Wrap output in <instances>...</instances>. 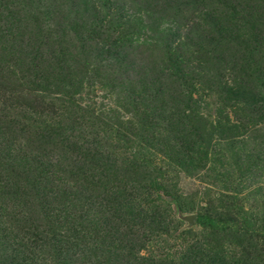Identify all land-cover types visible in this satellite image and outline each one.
Returning a JSON list of instances; mask_svg holds the SVG:
<instances>
[{
  "label": "rangeland",
  "instance_id": "1",
  "mask_svg": "<svg viewBox=\"0 0 264 264\" xmlns=\"http://www.w3.org/2000/svg\"><path fill=\"white\" fill-rule=\"evenodd\" d=\"M0 264H264V0H0Z\"/></svg>",
  "mask_w": 264,
  "mask_h": 264
},
{
  "label": "water",
  "instance_id": "2",
  "mask_svg": "<svg viewBox=\"0 0 264 264\" xmlns=\"http://www.w3.org/2000/svg\"><path fill=\"white\" fill-rule=\"evenodd\" d=\"M189 222H190V224H193L194 222H193V216H190V218H189Z\"/></svg>",
  "mask_w": 264,
  "mask_h": 264
},
{
  "label": "trees",
  "instance_id": "3",
  "mask_svg": "<svg viewBox=\"0 0 264 264\" xmlns=\"http://www.w3.org/2000/svg\"><path fill=\"white\" fill-rule=\"evenodd\" d=\"M209 221H210V220H209ZM210 223L214 224L213 222H210Z\"/></svg>",
  "mask_w": 264,
  "mask_h": 264
}]
</instances>
